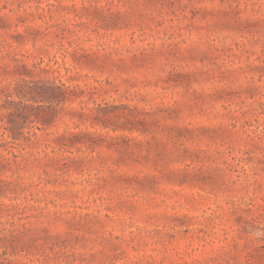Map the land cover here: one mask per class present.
Masks as SVG:
<instances>
[{"label": "rangeland", "instance_id": "obj_1", "mask_svg": "<svg viewBox=\"0 0 264 264\" xmlns=\"http://www.w3.org/2000/svg\"><path fill=\"white\" fill-rule=\"evenodd\" d=\"M0 264H264V0H0Z\"/></svg>", "mask_w": 264, "mask_h": 264}]
</instances>
